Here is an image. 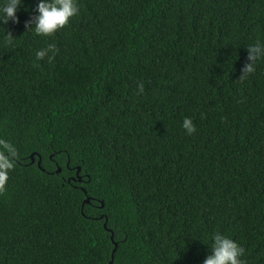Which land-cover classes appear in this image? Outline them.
I'll list each match as a JSON object with an SVG mask.
<instances>
[{"label":"trees","instance_id":"1","mask_svg":"<svg viewBox=\"0 0 264 264\" xmlns=\"http://www.w3.org/2000/svg\"><path fill=\"white\" fill-rule=\"evenodd\" d=\"M37 3L0 23V264H203L216 232L264 264V0H77L50 36Z\"/></svg>","mask_w":264,"mask_h":264},{"label":"clouds","instance_id":"2","mask_svg":"<svg viewBox=\"0 0 264 264\" xmlns=\"http://www.w3.org/2000/svg\"><path fill=\"white\" fill-rule=\"evenodd\" d=\"M23 6V0H0V23H7L9 19L16 21V13ZM35 16L26 22L29 29L34 26V32L37 35L50 36L58 29L68 24L71 17L79 12L77 0H38L35 5ZM9 38L11 34H6ZM11 39L8 43H11ZM54 45H49L35 53L36 59H44L50 51L54 50ZM247 63L242 69V75L239 79L245 78L247 75L255 71V62L264 58V43L257 41L254 44L246 46ZM140 93L144 91L143 83L138 84ZM182 127L191 135L196 131V126L190 117H185ZM17 152L15 147L8 141L0 140V191L4 190V186L8 180V173L15 165ZM245 249L236 240L223 233L216 232L212 235L211 251L203 264H246L241 259Z\"/></svg>","mask_w":264,"mask_h":264},{"label":"water","instance_id":"3","mask_svg":"<svg viewBox=\"0 0 264 264\" xmlns=\"http://www.w3.org/2000/svg\"><path fill=\"white\" fill-rule=\"evenodd\" d=\"M30 158H31V163H33V162H34L33 155H31ZM37 166H38V168H40V160L37 162ZM78 170H79V169H78ZM59 172H60V170L58 169L56 173H59ZM88 202H89L88 200L85 201V203H88ZM101 206H102V204H101ZM115 247H116V245H115ZM112 259H113V256L111 255V261H112ZM111 263H112V262H110V264H111Z\"/></svg>","mask_w":264,"mask_h":264}]
</instances>
